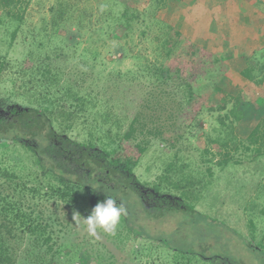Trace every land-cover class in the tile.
<instances>
[{
	"label": "trees",
	"instance_id": "16d2710c",
	"mask_svg": "<svg viewBox=\"0 0 264 264\" xmlns=\"http://www.w3.org/2000/svg\"><path fill=\"white\" fill-rule=\"evenodd\" d=\"M168 2L56 0L49 7L48 16L31 34L32 42L26 45L28 53L23 62L10 60L9 52L0 54V86L2 81H14V90L27 91L31 96L26 108L11 107L3 111L0 107V142L23 146L24 159L37 169L36 173L22 176L17 168L23 164V158L14 166H4L0 158V264H74L73 250L79 245L71 243L73 228L67 212L58 210L57 206L47 208L43 203L55 200L73 208L86 201L94 208L106 196L119 200L121 193L141 199L135 186L139 184L135 169L154 141L164 145L162 151L169 156V162L153 190L163 197L168 195L166 192L179 193L176 198L179 204L175 207L167 202L166 207L151 211L145 205L141 208L139 199L136 204L126 206L120 199L126 208L122 217L124 228L134 237L160 241L182 257L177 264H184L185 257L194 256L211 264H241L226 251L207 257L204 246L210 242L207 238L223 244L222 238L227 237V242L237 240L243 245L244 238L197 212L187 200L200 199V193L208 186L207 178L214 175V167L224 170L230 165L238 166L247 162L244 157L248 162L264 161V116L247 137L240 136L238 126L245 118L242 106L247 98L229 95L213 103L216 83L228 70L225 57L216 58L213 51L194 43L160 18ZM0 11V26L11 33L12 48L26 23L25 11L19 0H0ZM248 30L246 43L253 45L256 37L254 34L249 37L252 30ZM86 37L94 43L79 51ZM138 39L154 47L155 59L134 55L139 61L138 71H116L109 73V77L112 75V81H150L162 93L151 94L150 101L143 103L132 117H119L105 109L97 87L79 89L69 82L106 81L108 72L94 63L100 56L98 46L105 49L111 44L113 49L108 48V54L121 53L125 58ZM52 40L62 42V46L50 50L47 43ZM177 47L182 52L180 57L174 56ZM73 48V53L68 55L67 51ZM72 60L80 65L70 67ZM249 60L242 75L258 84L263 82L264 45L253 51ZM214 71L221 73L215 75ZM206 82L214 84V90L204 88ZM178 96L181 100L171 104ZM210 103L209 110L219 115L216 125L205 133L207 148L201 150L197 167L193 159L183 157L178 144L190 138L194 127L199 126L200 112ZM113 106L117 110L118 103ZM176 115L177 124L185 129L180 134L173 130ZM77 126L87 131L85 141L58 133L66 134ZM98 144L102 149L97 148ZM205 164L211 165L203 170ZM135 207L156 220L171 214H178L181 220L174 222L177 227L172 228L170 235L154 237L145 232L141 222L146 218L141 219ZM171 235L174 243L168 239ZM246 247L259 252L255 247ZM211 249L212 246L208 250Z\"/></svg>",
	"mask_w": 264,
	"mask_h": 264
},
{
	"label": "rangeland",
	"instance_id": "374dc122",
	"mask_svg": "<svg viewBox=\"0 0 264 264\" xmlns=\"http://www.w3.org/2000/svg\"><path fill=\"white\" fill-rule=\"evenodd\" d=\"M19 1H21L25 11L26 23L22 26L16 38L17 40H15L16 44L12 48L10 47L11 33L0 26V54L4 55L9 52L10 60L23 62L28 53L26 45L29 46L32 42L31 34L39 27L41 20L48 16V9L56 0ZM122 1L129 2V0ZM159 17L175 29L180 30L186 37L191 38L194 43L213 51L216 58L225 57V65L228 70L223 74L222 80L216 83L218 88L214 90L215 86H213L214 84L211 85L210 82H206L208 85L204 88L214 90L213 103L224 97H229V95L237 96L239 94L244 96L245 99L247 98L242 106L245 118L238 126L240 136L247 137L264 116V81L258 84V81H251L242 75V72L249 66V59L253 51H257L258 48L264 45V0H169L167 7L160 12ZM201 21H203L205 28H201L204 26H200ZM194 24L199 26L195 27ZM209 24L211 25L209 26ZM245 28L247 29L242 32ZM248 29L252 30V33L248 36L252 37L254 34V37H256L253 45L246 43L248 38L245 37V33L249 31ZM87 37L85 40H87ZM94 39L98 40V36L94 35ZM237 39H240L241 43H237ZM136 41L135 47L127 53L125 58L121 53L115 56L108 54L107 50L113 49L111 44H109V49L98 46L100 56L97 57L94 63L99 64L100 68L106 69V72H108L106 81L69 82L77 85L79 89L97 87V93L100 92L98 98L102 102L101 105L105 104V109L116 113L119 117L120 115L132 117L143 103L150 101L151 96H159V91L162 93V89H157V84H152L150 81H127V79L112 81V75L109 77V73H115L116 71H122L123 73L130 70L138 71L139 61L133 58L134 55L146 56L149 60L155 59L154 47L150 43H141L139 39ZM93 43L94 41L90 43V40H87L85 44L80 46L79 51ZM49 44L47 43L50 50L56 45L58 47L62 46V42L58 43L54 40ZM73 51L74 48L68 50V55H71ZM232 52H234V55ZM179 54L182 55V52L177 47L174 50V56L180 57ZM92 61H89L90 64L93 63ZM180 61L182 60L180 59ZM197 63L194 62L193 64ZM78 64L80 65V62L72 60L70 67L74 68ZM220 73V71H214L215 75ZM66 82L68 81H62V83ZM13 83L14 81H2L0 86V107L3 111L9 110L11 107L22 109L29 106L30 94L24 90H14L16 83ZM178 97L177 99L173 98L171 104L180 101L181 97ZM116 103H118L117 110L113 108V104ZM209 107H211V103L206 104L200 112L199 126L194 127L190 138L178 144L184 152L183 157L193 159L197 167H199L200 152L205 149V144L208 142L205 133L210 132L212 127L216 125V119L219 115L209 110ZM223 114L224 112L221 113V115ZM177 117L178 115L175 117L173 130L180 134L185 129L177 124ZM179 117L180 121L184 123L182 116ZM83 129L82 126H77L72 131H67L66 134L61 131H58V133L68 136L72 140L82 142L88 138L87 131L84 132ZM209 146L211 145L208 144ZM97 148L102 149L101 144H98ZM163 149L164 145L161 143L156 141L151 143L139 166L135 169L139 184L146 189H153L159 183V177H161L163 169L169 162V156L164 154ZM22 153H24L23 146L16 144L15 146H9L5 142H0V158L3 160L4 166H14V163L19 162L22 158L24 159ZM216 159L213 161H216ZM243 159L247 162L238 166L230 165L224 170L214 167V175L212 178H207L209 183L200 193V199L187 201L188 204L194 206L197 212L210 217L212 221H218V224L228 226L244 238V245L237 240H235V243L227 242V237L222 238L223 244H216L213 242L214 238L212 240L207 238L210 241H207L209 244L204 245L207 247L205 251L207 257H210L212 253L216 255L226 251L228 256L237 258L241 264H264V256L260 252H264V161L248 162L246 157ZM205 165L202 166L203 170L211 164ZM36 170L32 162L27 159H24L23 164L17 168L22 176H26L30 172L36 173ZM164 194H168L167 196L173 198L179 197V193L176 192H166ZM128 195L123 193L118 195L124 201L125 206L135 204L131 196L129 198ZM43 205L54 209L57 206L58 210L67 212L68 222L72 224L73 228V235L70 237L71 243L79 245L73 250L76 254L74 264H94L93 261L98 264H177L178 260L182 261V257H178L176 253L169 250L160 241L144 240L129 234L124 228L122 219L115 235L100 232L98 238L89 236L85 230L83 218H87L91 214L93 207L86 201H82L73 208L63 203H56L55 200L44 202ZM135 209L140 214L141 219L146 218L145 222H141L145 232L154 237L170 235L172 228L176 229L177 227L174 222L181 220V216H177L178 214L165 215L160 220H156L149 217L140 207H135ZM77 212L81 215L79 226L75 224L73 219L74 213ZM58 214L62 216L61 212ZM196 235L198 236L200 233L197 232ZM206 235L208 234L206 233ZM168 239L171 243H174L172 235L168 236ZM247 245L255 247L259 252L249 250L246 247ZM211 246L212 249L208 250ZM187 260L191 261L192 264H211L209 260L203 261L197 256L185 257L184 264Z\"/></svg>",
	"mask_w": 264,
	"mask_h": 264
},
{
	"label": "clouds",
	"instance_id": "9594fccd",
	"mask_svg": "<svg viewBox=\"0 0 264 264\" xmlns=\"http://www.w3.org/2000/svg\"><path fill=\"white\" fill-rule=\"evenodd\" d=\"M126 215V208L116 199L107 197L98 202L87 218H83L85 230L89 236L98 238V233L115 235L122 217ZM81 215L74 213L73 219L79 226Z\"/></svg>",
	"mask_w": 264,
	"mask_h": 264
},
{
	"label": "flooded vegetation",
	"instance_id": "af4514ba",
	"mask_svg": "<svg viewBox=\"0 0 264 264\" xmlns=\"http://www.w3.org/2000/svg\"><path fill=\"white\" fill-rule=\"evenodd\" d=\"M135 184H136L135 186L138 189L137 191H139L141 193V194H139L141 199L138 198L139 202H140L139 206L141 208H143L142 205H145L146 208H148L149 210L152 211V210L156 209L157 207H166L167 202L171 203L172 204L171 206H175V207H177V205L179 204L178 199H176V198H173L170 196H166V197L160 196L153 189H148V188L146 189L145 187H142V185H140L138 183H135ZM128 196H129V198L131 196V198L135 202V204L137 203L138 199L136 197H134L133 194H129ZM112 198L116 199V197H112ZM116 200H117V203H122V202L124 203V201L121 202L120 198H119V200L118 199H116Z\"/></svg>",
	"mask_w": 264,
	"mask_h": 264
},
{
	"label": "crops",
	"instance_id": "0c3cea01",
	"mask_svg": "<svg viewBox=\"0 0 264 264\" xmlns=\"http://www.w3.org/2000/svg\"><path fill=\"white\" fill-rule=\"evenodd\" d=\"M200 23H201L200 26L204 25V24H203V21H201ZM210 25H211V24H209V26H210ZM194 26L197 27V26H199V25L197 24V26H196V25L194 24ZM201 28H205V25L202 26ZM246 29H247V28L243 29L242 32L245 31ZM238 38H240V37H238ZM236 42H237V43H241L240 39H237ZM235 53H237V52L235 51ZM232 54L234 55V52H232Z\"/></svg>",
	"mask_w": 264,
	"mask_h": 264
}]
</instances>
